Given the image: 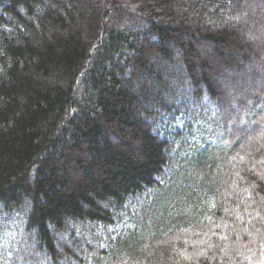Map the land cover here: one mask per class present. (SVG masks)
Segmentation results:
<instances>
[{
  "label": "trees",
  "instance_id": "1",
  "mask_svg": "<svg viewBox=\"0 0 264 264\" xmlns=\"http://www.w3.org/2000/svg\"><path fill=\"white\" fill-rule=\"evenodd\" d=\"M0 264H264V0H0Z\"/></svg>",
  "mask_w": 264,
  "mask_h": 264
},
{
  "label": "rangeland",
  "instance_id": "2",
  "mask_svg": "<svg viewBox=\"0 0 264 264\" xmlns=\"http://www.w3.org/2000/svg\"><path fill=\"white\" fill-rule=\"evenodd\" d=\"M244 68H246V66L244 65ZM244 75H246V78H249V79H252V80H256V76H258V77H262L259 73L256 75V73H255V75L256 76H254V77H251V75H249V74H244ZM234 79V82H241L237 77H236V75H234V74H230V73H228L227 74V76H225L224 78H223V76H221V78L219 79V81H220V83H223V90L224 91H226L227 93H229V94H231V90H230V87H229V82H230V80L231 79ZM235 88V87H234ZM236 89V88H235Z\"/></svg>",
  "mask_w": 264,
  "mask_h": 264
}]
</instances>
